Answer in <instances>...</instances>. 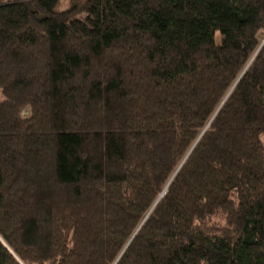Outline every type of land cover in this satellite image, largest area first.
<instances>
[{
	"label": "trees",
	"instance_id": "16d2710c",
	"mask_svg": "<svg viewBox=\"0 0 264 264\" xmlns=\"http://www.w3.org/2000/svg\"><path fill=\"white\" fill-rule=\"evenodd\" d=\"M0 264H264V0H0Z\"/></svg>",
	"mask_w": 264,
	"mask_h": 264
},
{
	"label": "water",
	"instance_id": "95a60500",
	"mask_svg": "<svg viewBox=\"0 0 264 264\" xmlns=\"http://www.w3.org/2000/svg\"><path fill=\"white\" fill-rule=\"evenodd\" d=\"M175 173H176V172H175ZM172 178H173V177H172ZM165 192H166V190L160 195V197L163 196V195L165 194Z\"/></svg>",
	"mask_w": 264,
	"mask_h": 264
}]
</instances>
